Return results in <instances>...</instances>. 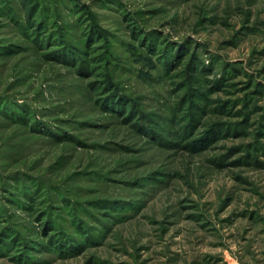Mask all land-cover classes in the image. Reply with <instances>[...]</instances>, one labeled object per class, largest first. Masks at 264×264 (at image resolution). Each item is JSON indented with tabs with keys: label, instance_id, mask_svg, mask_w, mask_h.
I'll use <instances>...</instances> for the list:
<instances>
[{
	"label": "rangeland",
	"instance_id": "obj_1",
	"mask_svg": "<svg viewBox=\"0 0 264 264\" xmlns=\"http://www.w3.org/2000/svg\"><path fill=\"white\" fill-rule=\"evenodd\" d=\"M0 264H264V0H0Z\"/></svg>",
	"mask_w": 264,
	"mask_h": 264
}]
</instances>
